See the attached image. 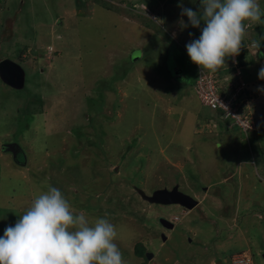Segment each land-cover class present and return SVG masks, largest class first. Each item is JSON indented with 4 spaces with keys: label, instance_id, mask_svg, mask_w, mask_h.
Returning a JSON list of instances; mask_svg holds the SVG:
<instances>
[{
    "label": "rangeland",
    "instance_id": "obj_1",
    "mask_svg": "<svg viewBox=\"0 0 264 264\" xmlns=\"http://www.w3.org/2000/svg\"><path fill=\"white\" fill-rule=\"evenodd\" d=\"M180 5L200 10V0H0V64L25 75L22 89L0 75V236L51 185L116 226L126 264H232L242 253L264 264V41L250 46L264 24L217 72L239 70L252 91L257 133L245 135L198 101L186 44L201 32ZM174 190L198 206L156 202Z\"/></svg>",
    "mask_w": 264,
    "mask_h": 264
},
{
    "label": "clouds",
    "instance_id": "obj_2",
    "mask_svg": "<svg viewBox=\"0 0 264 264\" xmlns=\"http://www.w3.org/2000/svg\"><path fill=\"white\" fill-rule=\"evenodd\" d=\"M180 7L188 24L200 29L199 38L186 44V50L204 73L217 74L225 68L226 58L238 56L246 47L248 27L264 24L258 0H200L199 11ZM262 41L264 36L250 46L259 52ZM258 75L264 79V67ZM117 236L109 219L90 220L72 207L59 188L48 185L15 224L5 227L0 236V264H126L115 243Z\"/></svg>",
    "mask_w": 264,
    "mask_h": 264
},
{
    "label": "built area",
    "instance_id": "obj_3",
    "mask_svg": "<svg viewBox=\"0 0 264 264\" xmlns=\"http://www.w3.org/2000/svg\"><path fill=\"white\" fill-rule=\"evenodd\" d=\"M221 74H206L199 67L195 91L201 103L214 111L222 112L223 120H231L232 126L245 135L255 132L254 118L246 112L249 105H253L254 99L252 94L247 96L249 88L242 81L241 72L238 70L234 77L229 74L223 77ZM175 220L179 218L175 217ZM232 264H252V258L249 254L242 253L233 257Z\"/></svg>",
    "mask_w": 264,
    "mask_h": 264
},
{
    "label": "water",
    "instance_id": "obj_4",
    "mask_svg": "<svg viewBox=\"0 0 264 264\" xmlns=\"http://www.w3.org/2000/svg\"><path fill=\"white\" fill-rule=\"evenodd\" d=\"M0 75L1 78L4 81L8 82L7 84L14 87V89L23 88V80L25 75L23 70L18 66L10 64L8 62H3L0 64ZM155 200L157 203L163 205L178 204L190 210H193L198 206L197 201H195L193 198L175 190L171 192L159 191L155 195ZM170 227H172V225H170Z\"/></svg>",
    "mask_w": 264,
    "mask_h": 264
},
{
    "label": "crops",
    "instance_id": "obj_5",
    "mask_svg": "<svg viewBox=\"0 0 264 264\" xmlns=\"http://www.w3.org/2000/svg\"><path fill=\"white\" fill-rule=\"evenodd\" d=\"M253 55V54H252ZM264 56V55H263ZM234 61H235V59H234ZM20 69H22V68H20ZM23 70V69H22ZM246 78H248V79H252L251 77H246ZM255 102V101H254ZM264 124V123H263ZM227 130H229L228 128H227ZM252 133H257V129H256V131L255 132H252ZM264 135V134H263ZM254 139H256V138H254ZM241 140H242V142H240L239 141V143L242 145V144H244V147L246 146V144L244 143V140L242 139V137H241ZM249 147H251L250 149L248 148V150H250L251 151V153L253 154V155H256V154H259L260 153V151H255V150H260V148L259 147H257V145H256V147H253V145L251 144L250 145V143H249ZM247 150V151H248ZM256 152V153H255ZM256 161V160H255ZM242 165H246L245 164V162L244 161H241L240 162V166H242ZM226 181H228V178H227V176H226V179H225Z\"/></svg>",
    "mask_w": 264,
    "mask_h": 264
},
{
    "label": "trees",
    "instance_id": "obj_6",
    "mask_svg": "<svg viewBox=\"0 0 264 264\" xmlns=\"http://www.w3.org/2000/svg\"><path fill=\"white\" fill-rule=\"evenodd\" d=\"M199 79V74H198V76H197V79L194 81V84H193V87H195V85H196V82H197V80ZM196 92V91H195ZM251 89L249 88L248 89V92H247V96H250L251 95ZM196 97H197V99H198V101L200 102V104L203 106V107H206L205 105H203L202 103H201V101H200V99H199V97L197 96V94H196ZM206 108H208V107H206ZM138 253V255H140V254H142V249H139L138 251H137ZM144 252H145V250H144ZM144 255V253L141 255V256H143Z\"/></svg>",
    "mask_w": 264,
    "mask_h": 264
}]
</instances>
